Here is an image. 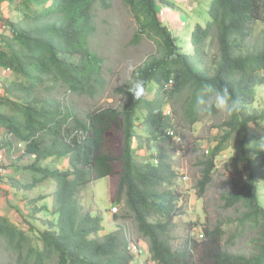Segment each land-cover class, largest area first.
I'll list each match as a JSON object with an SVG mask.
<instances>
[{"label":"trees","instance_id":"1","mask_svg":"<svg viewBox=\"0 0 264 264\" xmlns=\"http://www.w3.org/2000/svg\"><path fill=\"white\" fill-rule=\"evenodd\" d=\"M161 2L125 0L141 35L157 45V54L136 69L146 91L156 85L154 99H146L145 94L134 99L129 82L116 90L127 98L122 109L102 108L81 117L63 94L100 98L104 59L92 52L89 39L96 31L95 8L110 9L112 0H0V7L8 4L17 14L15 20H1L11 34L0 32V68L11 76L4 80L0 95V125L26 143V151L36 157L30 169L42 174L20 187L31 190L50 179L57 185L51 205L49 197L34 201L44 202L34 214L52 216L44 230L30 225L28 234L0 213V245L15 255L17 264H132L123 229L101 235L104 217L84 212L80 203L88 184L110 176H119L114 202L123 206V214L115 215V220L134 224L156 264H264V207L257 191L264 180V149L261 140L249 133L250 124L264 123V111L254 109L255 91L264 86V30L254 37L256 24H264V0H211V20L197 24L192 32V53L178 44L173 29L159 17ZM170 81L174 85L165 89ZM207 85L227 86L241 109L227 118L226 134L199 161L197 186L203 195L212 182L216 158L236 135L248 178L225 201L230 208L241 204L245 213L226 244L246 230L256 231L252 257L225 251L228 232L223 224L206 226L204 240L190 238L177 251L171 246L169 234L182 196L173 190L176 171L161 146L172 143L169 133H176L177 126L165 106L180 111L182 124L194 126L204 116L197 98ZM138 120L146 137L138 134ZM136 139L139 150L158 146V164L137 161ZM52 159L68 161V167H44Z\"/></svg>","mask_w":264,"mask_h":264},{"label":"rangeland","instance_id":"2","mask_svg":"<svg viewBox=\"0 0 264 264\" xmlns=\"http://www.w3.org/2000/svg\"><path fill=\"white\" fill-rule=\"evenodd\" d=\"M159 1L161 2V0ZM174 2V0H165V2L160 3V7H164L168 12H182V6ZM191 2H198V5L192 11L188 10L189 7L188 9H183L186 18L182 20L186 25L179 23L180 28H174L173 30V35L178 38V44L190 53L194 50L191 40L195 26L197 24L205 25L207 20H211L208 9L211 0H191ZM191 2L188 1L183 7L185 5L190 6ZM2 17H0V21L3 20ZM10 17L11 19L8 20H15L17 19V14L15 13V15L13 14ZM168 18L169 16L164 17L162 21L167 24ZM0 23L3 24L2 21ZM94 23L96 31L90 36L89 43L92 52L104 59L105 86L104 88H98L101 96L93 99L90 95L78 96L71 91L63 94L65 102L70 105L74 104L77 113L81 117H85L90 111L102 108L113 107L122 109L127 102V98L116 93V90L128 84L132 79L133 73L128 72L129 65L131 64L137 69L147 58L156 55L158 52L157 45L145 35H141L140 24L125 3V0H112L110 9H103L101 6H97L95 8ZM5 28L0 30V32H4L6 35L11 34L7 24H5ZM263 30L264 24L262 22L257 23L254 37L259 36ZM156 92V85L149 86L145 93V98L154 99ZM255 93L256 103L254 104V109L264 111V86H259ZM165 109L171 113L169 117H174V124L177 125L175 131L180 137V142L173 140L171 144L168 141L161 144L163 149L169 154L170 162L176 171L177 178L175 179L173 190L180 197L182 196L176 203L177 214L174 216L173 227L169 234L171 246L176 251L182 249L188 239L196 238L198 234H201L202 231L204 232L206 226L214 228L218 224H223L228 232L224 240L225 251L233 255L252 257L255 254L252 239L255 237L256 231L246 230L242 236L234 238L231 240L232 243L226 244L235 233V230L238 229V219L245 213V209L241 204L230 208L226 207L225 201L226 197L238 193L239 188L248 178L245 162L239 160L241 151L236 135L228 143V148L216 158V168L212 182L208 185L203 195H200L197 186L202 170L198 163L203 156L209 155L206 153L207 151L212 152L218 143L217 140L226 134L228 129L223 126V123L227 118L218 113L211 116L204 115L194 126H188L180 121V111L175 113L174 108L170 104L165 106ZM3 110L6 111L5 109L1 111L3 112ZM138 113L143 116L145 112L139 111ZM137 124L138 134L146 137L147 132L143 122L138 120ZM249 133L261 140V146L264 149V123L250 124ZM145 148V153L146 150L149 153L155 151L154 154L156 156L152 158L141 157L139 142L137 139L133 141V149H135L134 153L137 161H153L155 163L154 160L157 159L158 162L156 164H158V146L151 144ZM35 160V158L30 157H21L16 161L10 160L12 165L20 171L18 175H20L21 180L17 179L19 184L30 185L35 178H41L42 174H36L30 169ZM43 165L49 169L58 165L59 168H65L64 161L56 162V159L48 160ZM181 169H184L188 177L185 181L177 174V172L180 173ZM118 182L119 176L106 177L88 184L80 194V203L84 212L104 217L103 226L107 230L105 234L110 231L112 233L117 232L118 223L120 222L112 220L111 216L113 215L110 213L111 207L115 204ZM56 189V182L50 179L38 183L31 190L21 193V200L25 197V203H28L27 216L30 219L36 216L35 220L31 219L33 220V223H31L35 225L37 230H44L45 224L52 219V216L46 212H41L38 215L33 214L35 208L39 209L42 207V202L34 201L50 196L51 203H53V193ZM257 191L259 201L264 207V180L259 181ZM119 208L118 216H121L123 214V206ZM20 218L23 220L22 217ZM21 220L17 221L21 224ZM125 222H128L129 224H126L133 229L132 232L141 238L135 231L134 224L128 220ZM27 228L30 229L29 226ZM22 230L29 234V230L26 228L23 227ZM101 235H104V233L102 232ZM142 240L145 256L140 264H148L151 258L150 254L147 253L148 242L145 239ZM12 255L11 251H8L3 244L0 245V264H17V258H15V255L12 257ZM132 264H139L138 260L133 261Z\"/></svg>","mask_w":264,"mask_h":264},{"label":"crops","instance_id":"3","mask_svg":"<svg viewBox=\"0 0 264 264\" xmlns=\"http://www.w3.org/2000/svg\"><path fill=\"white\" fill-rule=\"evenodd\" d=\"M174 1L176 3H178L176 0H174ZM188 1L191 2V0H181L182 3H178L182 6V12H179V11L168 12L166 10L168 13L167 16H169L168 22L166 25H168L171 29L174 30V28H180L179 23H181L184 20V18H186V14L183 11L184 8L188 9V7H189L188 10L192 11L197 7L198 2H196V3L191 2L190 6L185 5L183 7V5L185 3L187 4ZM13 14L15 15V13L11 12V9L9 8L8 4H4L0 7V17H2V15H3L2 18H4L5 20L11 19L10 16ZM180 20H182V21H180ZM173 30H172V32H173ZM0 48H2L1 44H0ZM10 76H11V72H6L4 69L0 68V95H4V93H1V92H3V89L1 91V88H3L2 85H3L4 80ZM1 142H3V141L1 140V137H0V144H1ZM145 149H147V148H145ZM145 149L140 151L141 157H148V158L151 157L152 158V157L156 156V154H154L155 151H153L152 153H149L146 150V153H145ZM30 158H36V157L30 156ZM64 165H65V168L68 167V161H66L64 163ZM18 174H20V171L17 170L16 167L12 165V163H9L7 165L4 174H0V213L4 217H8L9 220L14 225H16L17 227H20L22 229L24 227L27 230H30L31 228L29 229L27 227L28 226L30 227V225L35 226L34 224H32L33 220H31V219L35 220L36 216H34V218H32L30 216L31 219L27 216V214H28V211H27L28 203H25L26 202V200H24V199H26L25 197H24V199L21 200V193L23 191H28V190H24L23 187H20L22 184H19V182L17 181V179H20V175H18ZM11 179H13V180H11ZM17 185H19V186H17ZM47 197H49L47 202L50 203V205H51L52 200H51L50 196H47ZM43 204H44V202H42V205ZM33 214H34V212H33ZM20 217H22L23 220H21ZM111 217H112V220H115V218H114L115 216H111ZM17 220L18 221L21 220V224ZM41 227L43 228V226H41ZM104 230H105V231H103L104 235L112 233V231H110L107 234H105V232H107V230L105 228H104Z\"/></svg>","mask_w":264,"mask_h":264},{"label":"built area","instance_id":"4","mask_svg":"<svg viewBox=\"0 0 264 264\" xmlns=\"http://www.w3.org/2000/svg\"><path fill=\"white\" fill-rule=\"evenodd\" d=\"M178 3H182L181 0H176ZM158 14L161 19L167 16V11L164 7H160L158 9ZM182 25H186L185 22H181ZM5 28V25L0 23V30H3ZM6 29V28H5ZM6 71V70H5ZM9 72V71H6ZM173 82L170 81L167 85L164 86L165 89H169L172 87ZM167 115L170 116L171 113L167 111ZM80 137H84V134L82 132L79 133ZM169 135L173 138L174 141L180 142V137L175 133L171 132ZM0 137L3 142L0 144V174L5 173V169L9 163H12V161H16L17 159L21 157H30L31 155L26 151V143L18 140L15 138V136L10 133L5 127L0 125ZM207 154H210L209 151L206 152ZM155 164L158 162L157 159L154 160ZM177 174L182 177L184 181L188 178L186 176V173L184 169L180 170V173L177 172ZM120 206L117 204H114L111 207L110 213L115 216L118 215V211ZM125 221H120L118 223V230L119 228L123 229L124 236L126 238L127 242V249L129 251V254L133 257V260L136 261L138 260V263L142 262L144 256H145V251L143 248V240L138 237L135 233H133V229L127 225ZM129 224V223H128ZM196 240H204L205 239V234L202 231L201 234H198L197 237L195 238ZM148 264H153V261L150 259Z\"/></svg>","mask_w":264,"mask_h":264},{"label":"clouds","instance_id":"5","mask_svg":"<svg viewBox=\"0 0 264 264\" xmlns=\"http://www.w3.org/2000/svg\"><path fill=\"white\" fill-rule=\"evenodd\" d=\"M128 72L135 73V77L130 80L128 92L134 99H139L145 94L146 91L144 81L140 78L139 72L136 71L134 66L131 64L128 67ZM197 105L199 111L206 116H211L215 112L223 115L225 118L232 117L241 109L239 99L232 95L227 86L213 87L212 85H207L203 94L197 98ZM147 253H149V250Z\"/></svg>","mask_w":264,"mask_h":264}]
</instances>
